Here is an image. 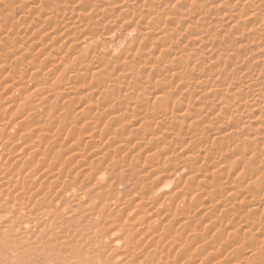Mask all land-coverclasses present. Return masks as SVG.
<instances>
[{
	"label": "rangeland",
	"instance_id": "374dc122",
	"mask_svg": "<svg viewBox=\"0 0 264 264\" xmlns=\"http://www.w3.org/2000/svg\"><path fill=\"white\" fill-rule=\"evenodd\" d=\"M0 119L10 161L58 148L71 190L119 198L104 219L153 203L164 239L137 256L264 264V0H0ZM88 226L66 225L110 243Z\"/></svg>",
	"mask_w": 264,
	"mask_h": 264
},
{
	"label": "bare ground",
	"instance_id": "6f19581e",
	"mask_svg": "<svg viewBox=\"0 0 264 264\" xmlns=\"http://www.w3.org/2000/svg\"><path fill=\"white\" fill-rule=\"evenodd\" d=\"M42 86L43 84L41 85V87ZM42 88L39 90L38 94L40 93L42 95L45 91H47V88L46 89L45 88L42 89ZM22 89L24 91V88ZM31 97L32 96H27L26 99L29 100L28 98ZM21 120H19L20 122L19 121L16 122L17 127L24 126L23 125L24 122H21ZM7 127L8 125H5V123L0 124V132L4 133L5 137H7L6 136L7 134L5 135L6 132L5 130ZM7 131H9V129H7ZM0 136L2 137L3 135L1 134ZM89 137L93 139V136H89ZM11 139L12 137L10 139L9 137L8 139L6 138L5 141L7 144H3L2 146L0 145V264H35L34 262L31 263L30 260L26 262L27 260L25 261V258L27 257H30L31 259L38 257L40 258L39 260L44 259L43 262H47L50 264H60L61 262L63 264H83V262H85L84 260L88 261V263H92L94 262L96 257L102 259L101 264H143V262H141L142 259H144V263L146 264L148 263L153 264L156 260H160V264L161 263L176 264V262H178L176 260H173L174 259L173 258L170 262L165 263L163 260L165 259L164 256L166 257V255L154 256L155 254H157L158 250L155 252L153 251L154 253L153 252L151 253L152 256H150L149 254L147 256L146 255L147 253L145 254L144 251L143 253L146 256L143 253H141V255L143 256H140V254L139 256H137L138 254L135 253L136 250L134 251L136 247L135 248L133 247L135 243L133 241H135L134 239H136V236L138 234H142V236L144 235L143 238H148L149 244H151V246L153 245V247L155 243H159L161 240L164 239V238L161 239L160 236L159 238H157L156 236H154L152 231V229H154L155 227L160 226L159 218L152 217L151 214L153 215V212L151 210H150L151 212L147 210L152 206L153 204L152 202H151L152 204L146 203L147 208H145L144 206L145 209L144 208L142 209L140 218H144V219L138 220V222L134 224L132 223L133 227L131 228L128 226L127 223L121 224V222H119L122 218L121 219L115 218L113 222L108 221L104 219L105 211L108 209H113L112 208L113 206L118 208L117 206H119L121 201L116 195L114 197H117L118 199L116 198L108 199V196L107 198L105 196L103 197L101 192L97 194L96 198L90 199L92 189H88L81 192H78L76 190H71L72 188L71 183L65 182L64 180V177L66 176L65 171L67 170L68 167H70L69 165L70 161L63 162V157L65 156L62 153L64 151H59V149L57 148L58 150L56 149V154L54 152L55 159L57 162L50 165L47 164L46 162L49 159L45 161V159L48 157V154L46 153H43L46 154L45 158H43V160L39 159L38 163L37 162L35 163V161L37 160H34L33 159L34 157L33 158L31 157L32 161H29L27 159L31 164L22 161L21 159L22 157L21 158L19 157L17 159L13 158V160L10 161L9 160L10 159L9 154L11 152L10 149L16 145L14 144L13 141H11ZM0 140L2 141V139ZM74 145L77 146V143ZM8 146H10L9 149ZM58 147L60 148V146ZM63 147L65 148V146ZM60 149L63 150L62 147ZM76 151L77 150H75V152ZM36 152H34V154L36 153L37 155L39 152L38 151ZM73 158L74 157H72V159ZM58 162H59V166L60 165L61 166L57 169L59 171L56 172L55 170L57 168L56 166ZM70 164H72V162ZM72 168L70 169L69 174L67 173L68 174L67 176L71 178H72L71 174L74 172ZM93 175L94 173L92 174V178H95V180H97L98 183H100L101 179L102 180L105 179V176L103 175H99V174H97V176H93ZM170 182H173V180ZM34 187H37L35 191H34ZM57 188H59V190L56 191ZM154 199L155 198H153V200ZM67 200H69V202H67ZM65 204L66 206H64ZM138 204L139 207H143L141 206L143 205V202H139ZM139 207L137 206V208ZM134 212L135 211H132V213L130 214H133ZM126 215L128 216V214ZM70 222L73 223L79 222V224H82V222H84L85 225H89L88 226L90 227L89 230L94 234L95 238H98V236L102 237L106 234L105 236L106 237L108 236V238L105 239V242L107 239H109L110 243L107 242H106L107 244L103 243L102 240L104 238L103 239L101 238L99 243H97V247L91 249H88L89 247L86 248L85 244L87 243V241L86 243H84V240L86 239V237L84 236L86 235L85 232L82 233L78 229V231L74 233L75 231L73 232L71 228H69L68 230L66 225ZM145 222L148 223L146 227L147 229L143 228L142 225L143 223L146 224ZM156 223L157 225H155ZM136 225H141V226L140 227L137 226L136 228ZM132 230H135L134 233L132 232ZM140 258L142 259L140 260Z\"/></svg>",
	"mask_w": 264,
	"mask_h": 264
}]
</instances>
